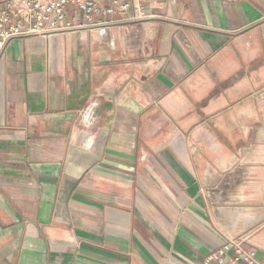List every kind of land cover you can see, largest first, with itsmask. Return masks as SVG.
Wrapping results in <instances>:
<instances>
[{
	"label": "crops",
	"instance_id": "0c3cea01",
	"mask_svg": "<svg viewBox=\"0 0 264 264\" xmlns=\"http://www.w3.org/2000/svg\"><path fill=\"white\" fill-rule=\"evenodd\" d=\"M162 2L8 44L0 264H204L240 235L264 252V0Z\"/></svg>",
	"mask_w": 264,
	"mask_h": 264
},
{
	"label": "built area",
	"instance_id": "2783aa9c",
	"mask_svg": "<svg viewBox=\"0 0 264 264\" xmlns=\"http://www.w3.org/2000/svg\"><path fill=\"white\" fill-rule=\"evenodd\" d=\"M162 6V0H0V59L16 38L93 27L99 16L117 15L119 22L149 20L160 17L155 11ZM70 10L72 23L67 21ZM247 239L227 238L208 253L204 264H264V252L248 247Z\"/></svg>",
	"mask_w": 264,
	"mask_h": 264
},
{
	"label": "rangeland",
	"instance_id": "374dc122",
	"mask_svg": "<svg viewBox=\"0 0 264 264\" xmlns=\"http://www.w3.org/2000/svg\"><path fill=\"white\" fill-rule=\"evenodd\" d=\"M260 91V95L262 97H264V83H262L261 85H259L258 88L256 89H253L250 94H249V97H253L254 95H256V92L259 93ZM259 119H260V114L262 115L263 114V117H264V105H259ZM259 128H264V119H263V123L260 124ZM250 194H255V191H250ZM240 236H246V235H240ZM240 236H237V237H240Z\"/></svg>",
	"mask_w": 264,
	"mask_h": 264
}]
</instances>
